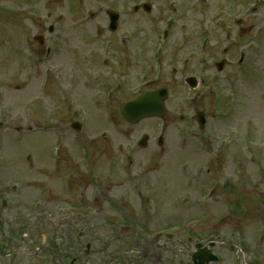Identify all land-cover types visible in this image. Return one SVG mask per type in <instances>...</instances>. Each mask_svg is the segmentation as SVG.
I'll list each match as a JSON object with an SVG mask.
<instances>
[{
    "label": "rangeland",
    "instance_id": "374dc122",
    "mask_svg": "<svg viewBox=\"0 0 264 264\" xmlns=\"http://www.w3.org/2000/svg\"><path fill=\"white\" fill-rule=\"evenodd\" d=\"M141 1L144 0H59L54 3L33 0L31 5H20L21 0H17L20 8L9 2L6 14L1 18L3 37L9 51V60L5 63L9 106L7 122L13 126L22 125V102L34 95L36 83L44 78L45 61L42 59L37 63L27 51V43H33L32 37L40 31L35 17L50 14L54 43L61 52L51 63L61 64L62 70L50 72L54 87L49 100L50 122L55 128L52 135L35 130L29 137L17 139L9 130L5 140L3 154L8 158L5 170L0 171V186L7 187L8 193L3 197L7 200L6 206H0V252H4L3 255L0 253V264H191L192 246L187 241L188 230L196 235L211 230L230 231L228 244L233 245V252L229 254L225 248L217 246L216 250L223 257L214 264H258L260 259L264 264V0H206L200 3V14L195 13L188 19L193 28L199 19L198 35L183 41L177 33L179 28L170 34L172 37L165 59L177 61L181 76L178 73L168 78L164 72L165 77L160 81L158 70L163 65L159 64L160 59L163 60V48L156 58L154 55L158 54L151 44L160 43L163 18L169 13L163 9V0H149L152 5L149 14L133 12L132 5ZM183 7L190 11L187 0L183 1ZM253 8L257 9L255 13ZM108 9L123 14V29H134L132 55L110 51L104 43L110 37L116 40V34H109L106 28L100 32L101 39L95 40L93 35L97 26L107 20L104 11ZM87 11L94 13L93 20L85 15ZM60 13H64L62 20L58 19ZM221 14L223 23L219 28L216 18ZM12 17L17 21L14 28L10 24ZM238 19L242 20L241 26L236 25ZM41 20L47 21L44 18ZM249 26L253 30L239 38V28ZM202 30L206 34L203 37ZM208 36L210 41L205 44L202 39ZM226 40H231V47L228 48L231 51L230 64L217 72L214 63L220 61L222 48L228 45ZM91 43L94 45L91 46ZM174 44H180L179 49L176 50ZM194 47L196 50L192 49ZM187 49L194 54L188 63L183 61L189 51ZM108 50L113 64L120 61L128 70H134L131 77L136 78L130 85L134 84L135 90L143 84L153 87L158 81L177 90L178 94L170 96L166 104L169 116L162 121L153 119L129 125L116 113L114 122L92 125L91 130L83 126L79 132L71 129L72 122H83L78 114L69 113V108L62 107L64 97L67 98V78L77 81L79 78H97L98 71L107 70L108 75L103 78H113L114 81L115 77L108 73L110 64L103 69L93 62L96 54L100 55L97 57L100 59L102 53L105 55ZM240 52L245 53V59L238 65L236 61ZM148 60L152 67L144 69L147 75L154 74V78H147L152 81L142 78L143 73L139 71ZM105 62L109 60L105 59ZM192 73L204 76L208 81L213 78L216 92L222 90L224 96L229 86L237 89V105L231 119L221 118L212 122L210 118L206 132H200L196 124L180 120V116L186 117L190 110L178 111V96L186 94L179 87V81L184 75ZM27 83L29 93L15 89V86L21 89ZM87 98L84 96L83 99L87 102ZM223 105L224 102L221 103ZM205 108L210 111L207 106ZM98 111L93 110L91 114ZM98 118L93 117L95 125L99 124ZM90 119L91 115L88 116V123ZM38 120L42 121V118L38 117ZM102 131L107 132L105 139L101 138ZM55 132L63 138L60 150L63 157L59 169L55 168V172L59 170L58 174L54 176L49 167L47 148ZM232 134L235 137L230 144L220 143L221 139ZM143 135L149 136V142L146 148L141 149L137 147V142ZM160 135L164 138L163 147L157 145ZM248 141L260 147L250 149ZM161 151L163 154H160ZM26 152L37 161L36 164L33 158L30 164L24 161ZM250 152H254L257 158H249ZM209 160L211 167L207 168ZM140 168L158 176L159 184H163V207L158 206L156 216L155 210L151 214L148 212V199L157 202L158 195L142 193L141 187L135 184L134 173ZM207 169L210 173L205 176L211 178L209 183L219 179L223 173L227 180L233 178L232 184H236L231 198L232 203L240 202V207H232L226 224L222 223L223 220L217 224L219 217L212 211L217 206L215 202L224 203V197L227 201L222 188L213 204L199 208H194L193 203L184 208L177 206L180 195H175L185 189L183 181L189 187L185 192L193 196L209 187V183L202 187L197 185L192 175ZM68 174L71 175V188L65 190L61 180ZM96 177L100 178L98 189L88 183ZM219 180L220 184L224 182L222 178ZM187 181H191V186ZM12 184L17 187L15 191L10 190ZM137 189L142 198H138ZM97 191H102L104 199L101 200L102 213L94 215L89 212ZM80 196L84 200L74 203L73 199ZM173 198L172 206L168 200ZM63 207L74 209L67 222L64 221L65 212L62 214L59 210ZM224 212L227 214V211ZM201 214L206 215V221H198L194 227H189V222L178 221V215L189 219L201 218ZM219 214L221 217L223 212ZM166 224L168 227L163 228ZM159 231L163 233L157 235ZM51 243L59 252L56 259L47 257ZM246 243L251 250L243 249ZM85 250L87 254L84 255ZM245 252L248 253V262L243 257Z\"/></svg>",
    "mask_w": 264,
    "mask_h": 264
},
{
    "label": "water",
    "instance_id": "95a60500",
    "mask_svg": "<svg viewBox=\"0 0 264 264\" xmlns=\"http://www.w3.org/2000/svg\"><path fill=\"white\" fill-rule=\"evenodd\" d=\"M144 144V141H142L141 143H140V145H143ZM212 258H208V259H206V262H208V261H210Z\"/></svg>",
    "mask_w": 264,
    "mask_h": 264
},
{
    "label": "flooded vegetation",
    "instance_id": "af4514ba",
    "mask_svg": "<svg viewBox=\"0 0 264 264\" xmlns=\"http://www.w3.org/2000/svg\"><path fill=\"white\" fill-rule=\"evenodd\" d=\"M2 60V54H1V52H0V61Z\"/></svg>",
    "mask_w": 264,
    "mask_h": 264
}]
</instances>
